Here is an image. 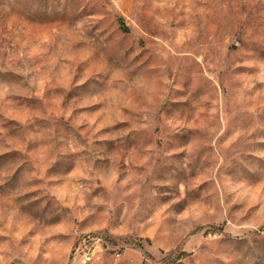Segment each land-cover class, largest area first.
Segmentation results:
<instances>
[{
    "label": "rangeland",
    "instance_id": "374dc122",
    "mask_svg": "<svg viewBox=\"0 0 264 264\" xmlns=\"http://www.w3.org/2000/svg\"><path fill=\"white\" fill-rule=\"evenodd\" d=\"M264 264V0H0V264Z\"/></svg>",
    "mask_w": 264,
    "mask_h": 264
},
{
    "label": "built area",
    "instance_id": "2783aa9c",
    "mask_svg": "<svg viewBox=\"0 0 264 264\" xmlns=\"http://www.w3.org/2000/svg\"><path fill=\"white\" fill-rule=\"evenodd\" d=\"M75 254H76V258L77 259L80 258L84 264H87L92 260V256L90 255V253L89 252L87 253L86 250L82 248V246H79L75 250Z\"/></svg>",
    "mask_w": 264,
    "mask_h": 264
}]
</instances>
